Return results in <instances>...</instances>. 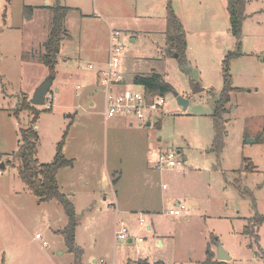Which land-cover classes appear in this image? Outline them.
Returning a JSON list of instances; mask_svg holds the SVG:
<instances>
[{"label": "rangeland", "instance_id": "obj_1", "mask_svg": "<svg viewBox=\"0 0 264 264\" xmlns=\"http://www.w3.org/2000/svg\"><path fill=\"white\" fill-rule=\"evenodd\" d=\"M57 1L0 0V158L6 163L0 176V264H76L56 232L66 226L63 206L32 194L12 156L20 128L30 125L34 110L40 111L35 128L41 158L56 151L70 125L64 151L75 157V168L62 174L61 190L76 194L77 212L83 214L76 237L84 249L83 264H133L139 259L201 264L209 244L215 251L222 245L232 264H264L253 237L244 234L248 219L264 214V0H250L244 54L230 64L233 86L240 89L226 104L224 146L218 154L212 150V115L223 88L226 56L221 54L237 49L227 0H59L71 9L50 88L56 100L50 110L42 105L20 111L50 76L41 58ZM168 1L194 42L186 72L176 58L165 56L170 46ZM111 28L121 31L127 86L143 89L135 77L157 71L174 87L166 95L165 113L151 125H130L125 115H106L105 89L94 81L89 63L97 50L110 47ZM214 44L224 53H217ZM175 93L189 100L187 109ZM171 151L182 165L158 170L159 156ZM246 188L250 193H242ZM150 198L151 212H142L145 225L138 222L140 212H122L140 210ZM177 208L180 215L170 213ZM121 222L130 227L132 242L117 239ZM37 232L42 239H36ZM259 235L264 249V223Z\"/></svg>", "mask_w": 264, "mask_h": 264}, {"label": "trees", "instance_id": "obj_2", "mask_svg": "<svg viewBox=\"0 0 264 264\" xmlns=\"http://www.w3.org/2000/svg\"><path fill=\"white\" fill-rule=\"evenodd\" d=\"M248 0H228V11L231 25V32L237 39V49L231 51L223 61L222 75H223V88L220 92L218 100L215 103L213 112V122L215 127V134L212 144V150L221 153L224 146L223 136L225 132L224 118L226 112V104L231 101V93L239 90L233 86L232 75L230 73L231 61L243 55L241 50L243 25L247 19L246 6ZM26 10L33 11L34 6H26ZM54 18L48 38L44 41L43 45L45 53L42 55V62L50 71V76L55 78V69L58 63V55L61 49L62 41L67 34L66 30V17L71 7L61 5L58 0L52 7ZM167 20H168V36L170 46L165 51V56L176 58L180 68L187 71L188 60V41L185 27L182 21L177 16L170 1L167 6ZM135 82L142 85L150 95H167L174 91L173 85L168 82L165 77L153 71L150 75H137ZM36 107L26 99V102L20 111L24 109H33ZM50 110V109H46ZM18 111L16 114L18 115ZM33 118L27 127L20 128V143L18 149L12 153L14 160L18 162V173L21 180L27 186L29 191L37 196L41 201L57 200L64 208L67 216V224L64 229L59 233L63 235L65 243L69 251L75 255V263L83 264L84 249L77 243L76 232L77 227L81 222L82 215H79L75 204L67 196L59 185L57 175L61 168L70 167L74 165V159L69 158L64 153V144L69 132L70 125L65 130L63 138L58 142L56 147V154L51 162L41 163L37 158L39 146V134L35 125L38 121L40 111L34 110ZM161 127V124H157ZM246 160L250 159H244ZM6 164V163H5ZM250 193L248 189H244L242 193ZM264 223V214L256 212L248 219V223L244 226V234L253 237L254 242L259 247V251L264 256V249L260 246V227ZM214 243L218 244V239L213 238ZM252 247L253 244L251 243ZM136 264H150L147 259H139L135 261ZM160 264V262L156 263ZM162 264V263H161ZM201 264H232L230 261H222L217 258V253L212 249L209 244L206 250V260Z\"/></svg>", "mask_w": 264, "mask_h": 264}, {"label": "built area", "instance_id": "obj_3", "mask_svg": "<svg viewBox=\"0 0 264 264\" xmlns=\"http://www.w3.org/2000/svg\"><path fill=\"white\" fill-rule=\"evenodd\" d=\"M122 52L123 46L121 43V31L112 29L110 31V51L106 64L98 67L95 64H90L89 68L97 70L99 84L105 89V109L106 115L113 118L119 115H125L130 118L132 124L137 122L139 125L148 123L152 119H157L165 113L167 109L166 95H150L144 87L143 89L131 88L127 86V78L122 71ZM136 85H138L136 83ZM142 86V85H141ZM56 95L49 91L45 97L46 109H52ZM182 160L177 159V154L174 151L164 152L159 156L156 168L160 171L173 169L182 165ZM6 166L5 161L0 158V176L1 169ZM167 185H164L166 188ZM179 207L185 205L179 204ZM171 214L180 215L182 210L179 208L170 210ZM140 225H145L146 220L141 215L138 218ZM130 227L121 222L120 228L116 230L117 239L133 240L131 237ZM37 239H42L41 233L36 234ZM143 241V237L138 238ZM47 240L43 241V246H48Z\"/></svg>", "mask_w": 264, "mask_h": 264}, {"label": "crops", "instance_id": "obj_4", "mask_svg": "<svg viewBox=\"0 0 264 264\" xmlns=\"http://www.w3.org/2000/svg\"><path fill=\"white\" fill-rule=\"evenodd\" d=\"M228 1V0H227ZM169 2V1H168ZM46 3H49L48 1H46ZM250 5V0H248V2H247V6H246V13H247V18L249 17V15H250V13H248L247 12V8H248V6ZM35 7L37 6V5H34ZM167 6H168V4H167ZM167 6H166V11H168L167 10ZM252 14V13H251ZM166 16H167V13H166ZM166 16H165V18H166ZM167 20V18L165 19V21ZM167 22V24H168V20L166 21ZM167 24H166V28H167ZM185 27V26H184ZM112 30V28L110 29V31ZM160 30L162 31V29L160 28ZM186 30V29H185ZM155 33H160V31H155ZM186 34H187V41H188V60H189V64L192 62V60H191V56H190V50H191V47H192V45H194V42H192L193 44L191 45V43H190V39H189V35H188V31H186ZM162 35V34H161ZM69 36V35H68ZM214 46L216 47V44H214ZM61 47H62V45H61ZM217 48V50L218 51H220V52H217V53H221L222 51L220 50V48H218V47H216ZM107 50H105L104 52H102V50L101 49H99V50H97L96 52H95V56H94V59H95V61L94 62H92V63H89V65L90 64H95L96 66H98V67H102V66H104L105 64H106V62H107V60H108V57H109V51H110V47H107L106 48ZM60 53H61V49H60V52H59V55H60ZM222 53H224V52H222ZM244 54V53H243ZM59 55H58V57H59ZM222 55H225V56H227L226 54H221V56ZM241 56H243V55H241ZM263 60H264V58H263ZM66 61H68V60H66ZM222 61H224V59H222ZM123 64V63H122ZM192 65V64H191ZM122 70H123V68H122ZM93 75H94V81L95 82H97L98 84H99V81H98V74H97V70H93ZM163 75V74H162ZM56 76V75H55ZM164 76V75H163ZM55 79V78H54ZM167 80V79H166ZM169 82V81H168ZM57 91H60V88L59 89H57ZM129 124L130 125H134V124H132V122H131V120H130V122H129ZM139 126H142V125H139ZM64 153H65V155L67 156V157H69V158H73L74 159V161H75V157H72V156H68V154H67V152H65L64 151ZM55 154H56V151L53 153V154H51V155H49V157L47 156V157H44V158H41V156H40V151L38 150V152H37V158L39 159V161L41 162V163H48V162H51L52 160H53V158H54V156H55ZM52 158V160H50ZM185 159H187V158H185ZM75 164V163H74ZM73 168H75V165H73V166H70V167H64V168H61L60 170H59V172H58V175H57V179H58V182H59V185H60V187H61V189H65L64 188V185H63V182H62V179H61V176H62V174H67V171L66 170H69V169H73ZM65 175H63V176H65ZM64 183L66 184V188H68L69 189V184L66 182V181H68L67 180V177H64ZM115 184V183H114ZM66 194H68V196H69V198L73 201V203L75 204V207L77 208V198H76V194L75 193H69L68 191L67 192H65ZM72 195L75 197V200L72 198ZM117 196L115 195V200L116 201H112L113 202V205L115 206V208L117 209V211H116V213L118 214V212H120V211H118V201H117ZM151 200V198L150 199H144L143 201H142V206L141 207H139L140 208V210H136V209H134V208H129V209H126V210H123L122 212L123 213H126V214H130V215H134V214H136V213H141V215H142V212L143 213H150L151 212V210L147 207L148 205H150V203H149V201ZM51 201V200H50ZM145 201H147V202H145ZM43 202H48V201H43ZM93 204V203H92ZM179 204H181V202L180 201H177V205H179ZM184 205V204H183ZM140 215V216H141ZM67 218V217H66ZM66 224H67V219H66ZM80 225V224H79ZM65 227V226H64ZM64 227L63 228H57V231L56 232H58L59 233V231L60 230H62V229H64ZM79 227V226H78ZM77 227V232H76V237H77V235H78V228ZM151 227H152V225H149L148 226V228L149 229H151ZM37 233H39V232H37ZM37 239V238H36ZM133 241V240H132ZM131 240H129V242H132ZM159 242H160V244H162V239L161 238H159ZM216 253H217V247H216ZM3 254V253H2ZM0 257H1V259H2V256H1V253H0ZM129 260H132V259H129ZM232 260V259H231ZM231 260H230V262H231ZM98 260L97 259H94V262L96 263ZM134 261V263L133 264H135V261H137V260H133ZM162 263V262H161ZM2 264H5V262L4 263H2ZM156 264V263H155ZM163 264V263H162Z\"/></svg>", "mask_w": 264, "mask_h": 264}, {"label": "water", "instance_id": "obj_5", "mask_svg": "<svg viewBox=\"0 0 264 264\" xmlns=\"http://www.w3.org/2000/svg\"><path fill=\"white\" fill-rule=\"evenodd\" d=\"M54 77L49 76L45 81H43L35 90L33 96L30 99V102L35 106H42L45 103L46 94L50 91L51 85L53 83ZM177 101L180 105L183 106L184 109H187L189 105V100L184 98L183 96L175 93ZM151 125V121L147 123ZM249 139L248 141H251ZM217 258L222 261H230L232 257L229 253L222 247V245H218L217 248Z\"/></svg>", "mask_w": 264, "mask_h": 264}]
</instances>
